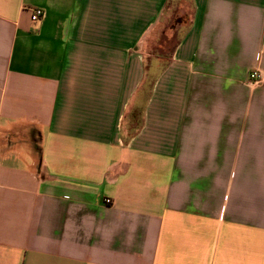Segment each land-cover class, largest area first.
Here are the masks:
<instances>
[{
	"label": "crops",
	"instance_id": "1",
	"mask_svg": "<svg viewBox=\"0 0 264 264\" xmlns=\"http://www.w3.org/2000/svg\"><path fill=\"white\" fill-rule=\"evenodd\" d=\"M0 264H264V0H0Z\"/></svg>",
	"mask_w": 264,
	"mask_h": 264
},
{
	"label": "rangeland",
	"instance_id": "2",
	"mask_svg": "<svg viewBox=\"0 0 264 264\" xmlns=\"http://www.w3.org/2000/svg\"><path fill=\"white\" fill-rule=\"evenodd\" d=\"M188 18V5L179 8L169 4L167 13L162 16L161 24L155 26L151 35L147 37V43H150L148 50L152 53L171 52L180 34L184 32L182 26L186 24Z\"/></svg>",
	"mask_w": 264,
	"mask_h": 264
},
{
	"label": "built area",
	"instance_id": "3",
	"mask_svg": "<svg viewBox=\"0 0 264 264\" xmlns=\"http://www.w3.org/2000/svg\"><path fill=\"white\" fill-rule=\"evenodd\" d=\"M43 16V11L41 9H34L31 12L30 19L32 21H36L40 19ZM263 82V73L261 72V69L259 68H254L252 69L249 74H248V80L247 84L249 86H257ZM106 201H108L106 199Z\"/></svg>",
	"mask_w": 264,
	"mask_h": 264
}]
</instances>
